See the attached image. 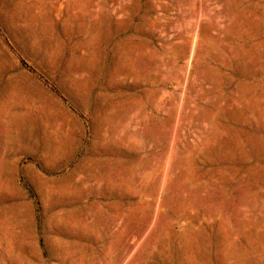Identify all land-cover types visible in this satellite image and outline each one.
Segmentation results:
<instances>
[{
	"label": "rangeland",
	"instance_id": "rangeland-1",
	"mask_svg": "<svg viewBox=\"0 0 264 264\" xmlns=\"http://www.w3.org/2000/svg\"><path fill=\"white\" fill-rule=\"evenodd\" d=\"M28 1L27 38L0 0V94L15 50L30 74L0 117L41 137L56 121L63 156L76 149L56 185L83 222L73 264H264V0ZM20 139L0 136V264L22 253L1 234L49 187L27 184Z\"/></svg>",
	"mask_w": 264,
	"mask_h": 264
},
{
	"label": "crops",
	"instance_id": "crops-1",
	"mask_svg": "<svg viewBox=\"0 0 264 264\" xmlns=\"http://www.w3.org/2000/svg\"><path fill=\"white\" fill-rule=\"evenodd\" d=\"M22 2L26 7L25 9L28 10L30 4L28 0H12L10 15L8 13L6 17L10 18V24L26 25L25 27H21L18 34L22 37L26 35L28 38L30 32L38 34L41 33V29L40 32L35 31L29 27L31 24L29 18L24 20L23 16L20 18L19 16H15L17 8L23 5ZM49 6L53 8V10L56 7L60 8V2L58 1L56 3L55 1H50ZM26 13L28 14V11ZM37 24H41L42 26H54L55 19L51 18L49 21L45 18H41L38 20ZM44 28L45 27H43V31H45ZM0 38L4 42V45L14 52L8 40L9 38L5 36ZM15 52L17 53V56H15L17 64L16 67H14V69H16V76L10 83H14V85L17 84V86L15 85V87L9 88L11 89L9 92L4 91L0 94V98L3 99L7 97H10L9 99L22 98L24 93V82L22 81L30 77L28 70H26L22 64L23 56L18 51L15 50ZM0 72H4L8 75L3 69ZM7 78V80H10L12 77L7 76ZM2 83L5 82L3 81ZM6 83L4 88L9 87ZM44 87H46L45 89H47V92L52 96V102L56 100L55 103L63 104L60 96L55 95L57 92L53 88L46 84ZM1 103H3V107L6 102L3 100ZM0 111H2V109ZM51 112L54 111L52 110ZM14 120L17 121V127L20 130H17L18 133L11 134L10 132L12 130H10L9 127L10 124L13 123V119L11 118V110L8 109L5 117H0V136L8 137L9 135H14L22 138L20 139L22 148L15 156L16 163L18 164H16L17 167L25 168L33 172L34 178L37 180L30 181L28 177L27 184H38L49 187H46L39 193L36 199L27 195V198L24 199L22 216L19 219L17 218L19 224L16 222L17 224L6 228L4 233L1 234L7 247L22 249L21 255L15 260H12L10 264H53L49 260V256H51V251L55 248H61L63 252L62 264H73L78 257L79 244L83 241V222L80 215H78L76 204L72 202L58 203L57 200L61 199L62 196L57 194L56 185L63 183L60 177L61 174H59L61 169H69L76 166V149L70 151L69 157L66 155L63 156L64 151L62 149L61 128L60 124H57L56 121H50L48 118L50 122L45 125L41 137V135H37L38 131L36 132L35 127L37 124H35L36 121H34V119L32 120L33 122H30L33 132L28 135L25 134V131L28 129L27 125H30L29 122H24L20 119L16 120L15 118ZM4 143H6L4 152L7 155L9 152L8 140H5ZM24 146L27 148H24ZM72 155L73 161L71 158ZM68 160L69 162H67ZM77 182V177L70 181V183L74 184ZM48 197H53L54 200L50 203L45 202Z\"/></svg>",
	"mask_w": 264,
	"mask_h": 264
}]
</instances>
